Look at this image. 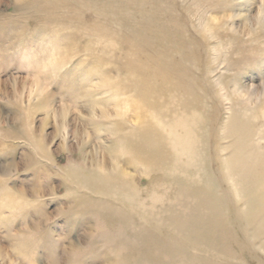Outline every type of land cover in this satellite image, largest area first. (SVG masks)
Segmentation results:
<instances>
[{
    "label": "rangeland",
    "instance_id": "374dc122",
    "mask_svg": "<svg viewBox=\"0 0 264 264\" xmlns=\"http://www.w3.org/2000/svg\"><path fill=\"white\" fill-rule=\"evenodd\" d=\"M254 145L264 152V0H0V264H172L156 223L196 195L256 208L235 195ZM117 167L154 190L175 169L157 222L115 193ZM261 216L226 219L243 252H207L264 264ZM189 236L203 256L206 239Z\"/></svg>",
    "mask_w": 264,
    "mask_h": 264
},
{
    "label": "bare ground",
    "instance_id": "6f19581e",
    "mask_svg": "<svg viewBox=\"0 0 264 264\" xmlns=\"http://www.w3.org/2000/svg\"><path fill=\"white\" fill-rule=\"evenodd\" d=\"M240 129L241 128H239V129L236 128L235 132L237 133V135L239 134ZM237 139H238L237 141L240 143V145L238 144V150H234V154H233V158H232L234 160L240 159V158L238 159L237 156L239 153L242 154L241 144L243 145L245 143L244 140L246 141L248 139V137L243 136V135H238ZM39 144H40V142H39ZM124 144H126V143H124ZM40 146L43 148V146L41 144H40ZM251 148L254 149L253 150L254 152L250 153L249 160L247 162H244V164H242V166L240 167L242 169L243 173L246 174V176H247V179H248V183L246 184L247 187L245 189H243L242 187L239 189H236L235 195H236V198L238 200L247 201L248 203L249 202L255 203L257 201L256 208L247 207V211L246 212L244 211L245 212V215H244L239 210H237L236 208H233L231 206L234 204L238 205V203L237 202L234 203L233 201H230L228 199V193L227 192H224V193L222 192V194L218 196V195L214 194L213 190L211 193L212 187H210L209 191L205 190V192H204L205 194H203V195L200 194L201 196L196 195L197 197H200V198H198V199L195 198L194 202L191 203L193 210L189 211L188 215H186V214L181 215L182 211H180V209H178L177 211H178L179 215L181 216V219L176 217L174 220H172V221L170 220L169 223L168 222L165 223L164 221H160V220L158 223H156L158 226L161 227V229H163L164 231H166L168 233L166 235V237L161 239L162 251L165 252L162 256L164 258L168 259L169 260L168 262H172V264H230L227 262L216 261L215 259H213L210 256V253L207 252V250H209L211 248V246H208V245H211L214 242H216L218 245H220L219 247L224 249V250L231 249L232 247H234V248H237L239 252H243L242 249L245 248L244 241H242V239H240L239 236L235 235L236 234L235 232H237V231H235L236 229L234 230L235 232L228 229V227H227L228 222L226 221V219L229 218V220H234V221L239 222L240 219H242L241 216L243 215V216H246V218H248L249 220H252L254 222L255 220L258 219L259 216L264 214V152L263 151L260 152L259 149H261V147H258L255 145L251 146ZM121 149H122V147H121ZM172 158L175 161L174 155L172 156ZM169 159L165 158V163L163 164V165H165V167L164 168L162 167L164 170L168 166V165H166V162L168 163ZM161 160H163V159L161 158ZM159 161H160V159H159ZM178 168H176V169H178ZM231 168L234 169V167H231ZM164 170L163 171L160 170V173L163 175H164ZM229 171H231V170H229ZM113 172H117L120 175V179H119L120 184H114L115 186L118 187V188L115 187V189H116L115 193L118 194L122 198V200H124L125 203L131 204L134 206L136 204L137 207L140 208L142 213L141 214L139 213L138 215L136 214L138 216L139 221L141 223H143V225L150 224L151 221L157 222L158 220L155 221L154 219H151L150 216L153 214V209L159 213L162 206H164L166 203L169 202V200H168V202H166L167 197L165 195V191H167V190L169 191L172 187L173 188L175 187L174 181H176L175 175L177 174L175 169L173 172H170V170H168V169L165 171L166 173H169L168 177L170 179V182H168V180H167V182H168L167 184H165V185L162 184L161 185L162 188H160V189L157 188L158 186H160V185H158L155 190H154L155 187H152V186H151V188H148L146 185H142V187L137 186L135 184V182L132 180L130 174H128L127 172L125 173V171H123L122 169H120L118 167L115 168L113 170ZM182 174H183V172H182ZM103 175H102V177H103ZM197 177H199V176H197ZM108 178H111V177H107V179ZM245 178L246 177L244 176L243 177L244 182H245ZM160 180H162V179H160ZM186 180L188 181L191 179L189 178V176H187ZM196 180H198V179H196ZM196 180H195V182H196ZM198 182H200V181H198ZM4 188L5 187H3V189ZM6 192H8V190H6ZM176 192H177V194H181V195L186 194L185 192H182V191H179V192L176 191ZM142 193H144L145 196L143 198H140V196H142L141 195ZM2 194H3V191H2ZM181 195H179V197H181ZM1 200H2V198H1ZM188 200H190V199L188 198ZM192 201H193V199H192ZM221 202H222V204H221ZM122 207H124V206H122ZM162 214H164V213H162ZM221 219H224L226 221L225 225L218 222ZM259 219H260V217H259ZM99 223H101V221ZM103 225H104V223H103ZM175 225H177L179 227V229L181 228V231H180L181 234L179 237L177 235V237H175V239H173V238L171 239V237H167V236H170V233L175 230V229L171 230V228ZM155 227H157V226H155ZM139 228H141V227H139ZM123 229H124V226L119 224V226L115 230L116 235L121 234L124 236L125 233H124ZM189 229L194 230V231H191ZM106 232H107V230H106ZM190 232L193 234L203 235L204 239H206L207 242L205 243V247H204V249L206 251H203V254H204L203 256H199L198 252L196 253L194 247L191 245V244H193V242L191 241V239L193 237L189 236L191 234ZM240 233H242V232H240ZM158 237H160V236H158ZM120 246H122V245H120ZM118 250H117V252H118ZM173 255L176 257V259H174V260H173ZM239 262H241V261H239Z\"/></svg>",
    "mask_w": 264,
    "mask_h": 264
}]
</instances>
